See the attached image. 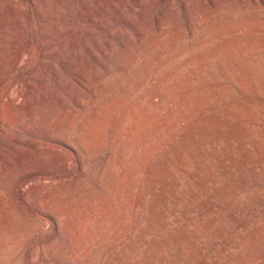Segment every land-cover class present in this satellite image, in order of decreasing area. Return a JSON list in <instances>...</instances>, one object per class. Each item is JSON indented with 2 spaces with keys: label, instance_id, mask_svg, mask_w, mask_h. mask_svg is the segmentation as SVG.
I'll return each instance as SVG.
<instances>
[{
  "label": "rangeland",
  "instance_id": "1",
  "mask_svg": "<svg viewBox=\"0 0 264 264\" xmlns=\"http://www.w3.org/2000/svg\"><path fill=\"white\" fill-rule=\"evenodd\" d=\"M0 264H264V0H0Z\"/></svg>",
  "mask_w": 264,
  "mask_h": 264
}]
</instances>
